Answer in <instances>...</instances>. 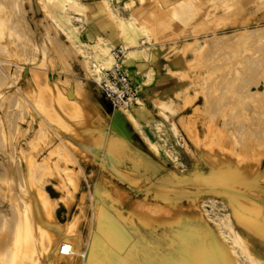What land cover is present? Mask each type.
I'll use <instances>...</instances> for the list:
<instances>
[{"label":"rangeland","instance_id":"1","mask_svg":"<svg viewBox=\"0 0 264 264\" xmlns=\"http://www.w3.org/2000/svg\"><path fill=\"white\" fill-rule=\"evenodd\" d=\"M117 43L137 126L93 80ZM0 177V264H83L95 229L178 258L214 221L264 264V0H0Z\"/></svg>","mask_w":264,"mask_h":264},{"label":"bare ground","instance_id":"2","mask_svg":"<svg viewBox=\"0 0 264 264\" xmlns=\"http://www.w3.org/2000/svg\"><path fill=\"white\" fill-rule=\"evenodd\" d=\"M67 1H70V0H67ZM89 6H91V5H89ZM81 7H85V6L81 5ZM91 7L93 10L94 7L93 6H91ZM91 7H90V10H91ZM109 12L114 17H118V16H116V13H114L113 11L109 10ZM124 46L127 48L126 44H124ZM92 66L96 70L98 66L106 67L107 65L105 63L104 64L100 63L97 59H95L94 61H92ZM127 107H129V106H127ZM127 107L122 108V109H125L123 112L125 115V118L128 119L129 121H131L133 123V125L137 126L138 123H137L136 119L134 118V116L131 112L127 111ZM87 139H88L87 140V146L90 148L93 144H95L96 140H95V137L91 136L90 134L87 135ZM94 149H97V148H94ZM98 150H100V149L98 148ZM98 150H96L97 153H99ZM95 152H94V154L96 155ZM99 155L101 156L100 158L104 157L102 152H100ZM102 161L103 160L101 159L100 162H102ZM4 174H6V173H4ZM23 210H24V213H27L29 211V213L31 215V217L27 220L28 226L26 228V231H29V229H31L32 233L35 235L37 233V231L39 230L37 228V225L39 224V220H38L37 216L35 215L32 204L31 203H30V205H29V203H28V205L18 204L14 207L13 211H14V213L17 214V213H23ZM40 211L42 212V209H40ZM9 219H10L9 224H11L12 226H18L19 224L22 225V223H25V225H26V222H23L22 220L20 221L19 218L15 217V219H14L11 217ZM228 220H229V218H228ZM116 223L117 222L115 220H112L111 225L117 226ZM6 225H8V222ZM183 226H185V227H182L183 229L181 231H183V232L181 234H178V235H181L183 237V240H184V238H190L191 243L186 241L185 245L180 244L178 247L174 248V250L178 254V258L175 256H172V255L169 258H165L166 256L165 257L156 256L155 254H153L151 252L152 250L150 251L149 249H147V247L144 248L143 246H141L137 242H135L133 244H127L124 247H121L118 249L113 248V247L105 245L101 242V240L99 239V235L101 234V232L99 230L95 229L94 230V232H95L94 246H90L87 248V252L84 255V263L83 264H140V262L143 260H150L153 264L154 263L155 264H161V263L162 264H248L244 261L243 258H241L242 251L239 252V249H238L239 245H237L238 242L241 240L242 236L240 235L239 232L235 231V229L233 230L234 235H231L229 233L227 223H223L221 221H214L215 228L210 227L206 222H205L204 226H197L195 224L191 225V224H185V223L183 224ZM180 229H177L176 232ZM22 230H23V228H22ZM26 231H24V232H26ZM10 234H12V233H10ZM102 235L107 236V232L102 233ZM58 236L59 235L56 233L54 236L48 237L45 240V242H43L42 246L44 245L45 247L44 246L41 247V254H43L44 251H48V248L53 247V245H55L57 243V240L60 239ZM137 245H139V247L141 249L139 254H137V252L134 251V248H135L134 246H137ZM62 248L64 249L63 251L61 250ZM79 251L80 250H78V252ZM60 252H66V249L63 246H61ZM168 252H170V251H168ZM165 254H167V252ZM250 254L252 256L253 253L250 252L249 255ZM43 257L49 259V261H51L50 259L52 258L51 263L52 264H58L56 251H53L51 254H49V253L45 254V255H43Z\"/></svg>","mask_w":264,"mask_h":264},{"label":"built area","instance_id":"3","mask_svg":"<svg viewBox=\"0 0 264 264\" xmlns=\"http://www.w3.org/2000/svg\"><path fill=\"white\" fill-rule=\"evenodd\" d=\"M107 54L110 64L97 67L93 78L96 86L115 108L138 104L139 84L130 76L125 63L128 49L117 43L108 47Z\"/></svg>","mask_w":264,"mask_h":264},{"label":"crops","instance_id":"4","mask_svg":"<svg viewBox=\"0 0 264 264\" xmlns=\"http://www.w3.org/2000/svg\"><path fill=\"white\" fill-rule=\"evenodd\" d=\"M125 63H126V61H125ZM126 66H127V63H126ZM135 82H137L135 79H133ZM138 83V82H137Z\"/></svg>","mask_w":264,"mask_h":264}]
</instances>
